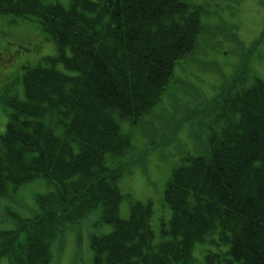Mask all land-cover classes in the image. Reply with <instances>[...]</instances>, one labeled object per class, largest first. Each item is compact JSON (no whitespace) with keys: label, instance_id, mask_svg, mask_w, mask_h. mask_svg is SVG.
Returning a JSON list of instances; mask_svg holds the SVG:
<instances>
[{"label":"trees","instance_id":"trees-1","mask_svg":"<svg viewBox=\"0 0 264 264\" xmlns=\"http://www.w3.org/2000/svg\"><path fill=\"white\" fill-rule=\"evenodd\" d=\"M202 13L189 0H70L67 6L0 0V14L34 20L55 40L59 54L48 60L76 71L66 74L48 62L27 67L25 98L4 100L9 120L0 135V194L38 179L56 190L38 196L32 217L0 229V258L55 264L54 241L67 225L99 213L113 229L92 233L86 264H190L195 245L204 242L211 245L206 264H264V78L247 86L237 85L244 76L234 78L218 95L215 117L203 115L207 150L182 153L165 184L171 218L162 221L163 240L156 241L152 227L153 201H133L129 217L120 216L129 195L119 181L147 155L135 154L140 149L120 123L139 125L153 111L181 59L202 65L193 55L204 32ZM249 64L247 55L237 74Z\"/></svg>","mask_w":264,"mask_h":264},{"label":"rangeland","instance_id":"rangeland-1","mask_svg":"<svg viewBox=\"0 0 264 264\" xmlns=\"http://www.w3.org/2000/svg\"><path fill=\"white\" fill-rule=\"evenodd\" d=\"M44 1L60 2L65 6L70 3V0ZM189 1L203 7L204 32L193 54L200 58L202 65L191 58L179 61L174 69V84L171 83L163 93L153 113L144 115L149 132L127 119L120 123L122 130L131 134L133 143L140 149L135 154L147 152L141 161L126 169L119 181L121 191L130 194L121 202L120 216L123 219L129 217L133 201L153 200L151 223L157 242L165 238L162 221L171 218V210L162 199L166 181L182 153H204L199 151L208 143L209 119L211 121L216 115L214 104L220 91L229 88L234 78L244 76L238 86L251 84L256 76L264 78V0ZM0 52L1 135L9 120L8 105L4 100L14 94L20 99L25 98L23 74L27 67L48 62L56 64L55 67L64 73L74 74L76 71L67 69L62 60H48V57L59 54L55 40L49 38L34 20L13 14L0 15ZM66 53L69 55L71 50L66 49ZM247 55L249 70L237 74ZM205 113L209 119L203 116ZM220 125L219 121L217 127ZM169 131L170 134L166 135ZM159 135L164 136L158 138ZM168 139L172 140L169 142ZM55 190V183L38 179L23 183L5 195L0 194V229H14L19 218L32 217L38 209V196ZM98 216L99 213L91 214L79 223L69 224L64 237L55 239V264L91 261V234H105L112 229V225L101 223ZM210 248L208 242L197 243L191 264H205L204 253ZM0 264H9V259L0 258Z\"/></svg>","mask_w":264,"mask_h":264},{"label":"bare ground","instance_id":"bare-ground-1","mask_svg":"<svg viewBox=\"0 0 264 264\" xmlns=\"http://www.w3.org/2000/svg\"><path fill=\"white\" fill-rule=\"evenodd\" d=\"M87 43H88V45L91 47V48H96L97 47V44H96V42L92 39V38H88V41H87ZM67 56H71V54H66ZM48 80H51L53 83H54V81H53V79L52 78H48ZM46 87H48L47 85H46ZM48 89H49V87H48ZM252 170H251V168H250V172H251ZM130 250H133V248H131Z\"/></svg>","mask_w":264,"mask_h":264}]
</instances>
